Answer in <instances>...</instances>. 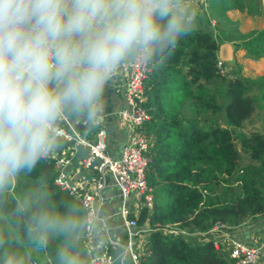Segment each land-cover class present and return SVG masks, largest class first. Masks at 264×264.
Returning <instances> with one entry per match:
<instances>
[{"label": "trees", "instance_id": "obj_1", "mask_svg": "<svg viewBox=\"0 0 264 264\" xmlns=\"http://www.w3.org/2000/svg\"><path fill=\"white\" fill-rule=\"evenodd\" d=\"M244 1L210 0L193 30L166 58L153 62L146 78L143 104L150 118L145 127L155 135L147 178L155 201L151 211L143 207L136 217L139 225L152 227L143 264H236L223 242L219 247L213 239L197 242L165 226L204 231L218 221L237 225L264 213V129H243L258 105L259 94L251 91V82L259 83L262 77L223 73L219 48L223 36L232 32L225 27L217 34L211 26H198L211 23L210 10L220 27L228 10L242 11ZM240 43L248 56L263 58L264 28ZM259 90L264 98V81ZM66 114L82 132L90 129L87 136L95 135L93 120L86 117L83 124L81 113ZM221 118L224 123L216 120ZM58 173L54 157L45 156L0 190V264L10 257L19 264H60L61 250L77 264H89L84 246L86 211L79 196L57 184ZM38 208L70 216L77 227L50 232L41 246L29 232V218Z\"/></svg>", "mask_w": 264, "mask_h": 264}, {"label": "clouds", "instance_id": "obj_2", "mask_svg": "<svg viewBox=\"0 0 264 264\" xmlns=\"http://www.w3.org/2000/svg\"><path fill=\"white\" fill-rule=\"evenodd\" d=\"M197 16L191 0H0V190L57 147L67 111L95 119L118 67L136 56L162 61ZM76 227L50 208L29 218L41 246L50 232ZM59 259L77 264L64 250Z\"/></svg>", "mask_w": 264, "mask_h": 264}, {"label": "built area", "instance_id": "obj_3", "mask_svg": "<svg viewBox=\"0 0 264 264\" xmlns=\"http://www.w3.org/2000/svg\"><path fill=\"white\" fill-rule=\"evenodd\" d=\"M204 1V6H206L207 0ZM151 62L153 61H145L142 57L136 56L118 67L123 70L126 76L128 101L127 107L118 110V115L132 129L120 156L110 152L106 129L98 121H96L99 125L94 138L87 136V132L90 131L89 128H86L85 132L76 128L73 120L66 113L61 117L64 120L63 125H56L57 138L63 137L71 141L68 146L69 150L63 155L50 152L47 156L52 155L54 157L55 166L59 170L56 177L57 184L70 189L80 198L82 207L86 211L85 233H90L95 227L96 219L101 218L97 197L107 182L108 173L114 177L125 198L134 193L141 198L142 208L146 207L150 211L154 208L155 197L148 183L147 173L154 155L155 135L145 127V122L150 118V113L143 104V100L147 96L145 81L151 69ZM222 63V59H219V67ZM98 117L103 118L102 116ZM81 120L83 124L87 123V118ZM80 145L88 147V152L83 158L84 166L94 168V171H97V178L94 182L95 189H81L74 185L67 173L66 167L71 162V155ZM123 213L127 225L125 253L131 256L133 264H143L142 254L147 248L148 235L152 227L148 224L139 225L137 216L130 217V212L125 205L123 206ZM230 226L232 225L218 221L204 231H187L175 225H166L165 228L174 234L182 232L189 236L201 235L204 240L213 238L218 247L224 241L226 250L236 264H264V242L257 245L248 243L233 234L229 229ZM218 233L220 236L209 237ZM138 237L142 241L140 248L136 246ZM88 260L89 264H112L114 256L108 250H102L90 255Z\"/></svg>", "mask_w": 264, "mask_h": 264}, {"label": "crops", "instance_id": "obj_4", "mask_svg": "<svg viewBox=\"0 0 264 264\" xmlns=\"http://www.w3.org/2000/svg\"><path fill=\"white\" fill-rule=\"evenodd\" d=\"M207 1L210 5V0ZM192 4L196 8L197 18H199L206 9L204 8L205 1L193 0ZM214 16L216 21H212L211 18V22L216 25L218 16ZM210 25L209 21L198 23V26L203 28L210 27ZM236 55L237 51L230 42L226 41L220 44L219 59L229 61L235 58ZM126 88V76L123 70L118 68L106 83L101 98L102 110L98 116L103 118L100 119L97 116L93 119L95 123L96 121L100 122L101 126L106 129L109 150L116 156L121 155L123 147L132 132V129L118 115V110L128 105ZM81 115L83 118L87 117L86 113H81ZM63 123L62 118L57 122L59 125H63ZM91 137H95V135H91ZM70 142L63 137H58L57 147L51 152L59 155L67 153ZM87 152L88 147L80 145L72 153L71 162L66 167L71 181L83 190L95 189L94 182L97 178V171H94V168L84 166L83 158ZM97 204L100 208L101 218L96 219L95 227L90 233L84 235L87 257L89 258L93 253L108 250L114 256L112 264H133L131 256L125 253L124 249L127 242V225L123 206L125 205L131 214L137 216L143 206L141 198L134 193L125 198L114 177L108 173L107 182L97 197ZM229 229L237 237L248 243L261 244L264 242V213L251 216L240 224L230 226ZM209 237L215 238V235ZM222 242L225 244L224 241Z\"/></svg>", "mask_w": 264, "mask_h": 264}, {"label": "rangeland", "instance_id": "obj_5", "mask_svg": "<svg viewBox=\"0 0 264 264\" xmlns=\"http://www.w3.org/2000/svg\"><path fill=\"white\" fill-rule=\"evenodd\" d=\"M244 9L241 11L239 9H229L228 10V17L223 18V24H220V27L216 26L213 22H211V27L214 29V31L219 34V32H222L225 27H229V30L232 33L227 32L225 36H223V42H230L234 49L237 51V55L232 60H223L222 65H220L221 70L223 73L227 74L229 77L234 75L236 72H241V74H245L247 76L251 77H262V80L259 83H252V89L256 95L259 94V98L257 100V107L256 111L253 113L252 117L248 119L246 125L243 127L244 130L250 131L253 129H264V98L260 95L259 87H261V84L264 81V57L263 58H254L252 56H248L246 54V48H243L242 43H240V39H248L253 36V34L264 28V0H256L254 3H251L250 1L246 0L244 1ZM205 8V7H204ZM209 9V8H208ZM210 14V17L212 18V21H216V17L211 13V11H208ZM227 22L228 26H225V23ZM238 29V33L235 34L234 29ZM239 35V39L235 36ZM239 42V46L237 44ZM238 47V48H237ZM151 65H153V62H151ZM179 107V104H177ZM187 119V114H183ZM216 120H222L224 123V120L216 119ZM238 141V144L240 145L239 138H236ZM215 236H220V234H216ZM191 240L197 241V242H203L204 238H202L201 235H191ZM213 239V238H210ZM216 240V239H215ZM222 240V239H221ZM218 242L220 240H217ZM142 245V241L140 239H137V248Z\"/></svg>", "mask_w": 264, "mask_h": 264}]
</instances>
